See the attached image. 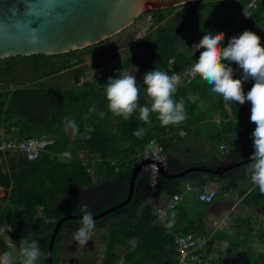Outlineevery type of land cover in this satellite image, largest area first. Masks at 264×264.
Returning <instances> with one entry per match:
<instances>
[{"label":"trees","instance_id":"1","mask_svg":"<svg viewBox=\"0 0 264 264\" xmlns=\"http://www.w3.org/2000/svg\"><path fill=\"white\" fill-rule=\"evenodd\" d=\"M175 10L179 11L169 16V12ZM246 13L248 17L228 40H224V47L231 37L238 36L245 30L255 32L264 26V0H193L188 5L148 11L144 14H149L152 19L149 32L116 66L106 70L101 77L85 83L80 82L86 72L83 57L93 54L97 44L61 55L0 60V78L14 76L16 69L22 64L33 68L29 85L13 88H9L10 84L7 82L0 85V138L45 137L53 142L46 146L45 152L36 161H28L19 154L14 157L0 152V186L7 199V207L0 208V228L15 223L16 227L9 235L19 244L23 239H45L44 258L39 259L37 264H47L48 243L61 218L82 215L81 207L86 205L88 208L90 201L97 204L95 210L91 211L94 215L127 199L133 167L149 158L145 151L152 139H158L162 145L169 160V171L184 167L175 162L169 152L174 147L170 138L177 139L180 131L199 134L204 128H208L213 131L210 140L217 146L221 141L228 143V137L232 135L230 137L236 138L241 148L234 147L229 152H222V160L247 152L252 145L251 133L255 126L250 121V102L243 105L225 102L222 96L212 93L210 86L199 76L178 86L174 98L177 101L184 99L187 113V119L178 125L161 126L155 113L150 114V125L139 119L138 112L127 120L114 116L108 111L105 98V84L109 77L115 78L119 70L136 69L144 76L154 68L167 71L169 75L191 68L200 54L192 53V45L209 31L225 34ZM205 19L209 22L204 23ZM1 64L4 66L1 67ZM230 66L234 69L233 78L243 80V70L234 62ZM65 70L73 74L75 83L56 86L46 82ZM143 76L137 81L141 89V106L150 104L144 92ZM253 83L250 79L244 82L245 94ZM189 95L197 97L195 102L188 99ZM93 105L96 112L89 111ZM100 112L105 113L103 118L100 117ZM66 116L75 120L79 128L77 134L73 135L72 130L64 123ZM215 116L220 118V128L214 123ZM139 128L146 129L142 138L134 135ZM84 134L87 135V153L98 157L96 182L90 177L91 164L77 157L74 147L76 139ZM63 153L71 154L70 163H63L58 158ZM7 156L10 157L6 162ZM219 162L220 160L216 161L217 164ZM201 164L199 162L195 165ZM249 165L240 168L238 175L225 177L207 175L203 178L200 174H187L184 178L171 180L158 176L154 187L149 185L147 172L140 174L136 182L139 193L137 195L136 192L133 202L127 208L96 223L97 229L105 225L108 228L107 233L102 236L100 264H119L120 261L124 264H178L179 251L174 243L176 234L209 232L204 216L217 206L228 207L230 202H220V196L241 189V182L250 179ZM187 181L192 182L194 189L212 182H222V190L209 203L199 202L197 196L185 195L166 218L156 220L153 202L164 193L181 195L182 183ZM103 182L114 184L103 189L94 200L83 195L82 191ZM251 187L244 190L243 197L257 214L264 217V194L258 188ZM73 193H79V201L70 199ZM233 206L231 204L230 209ZM78 226L79 222L76 221H67L62 226L54 247L53 264H59L57 255L62 234L65 231L73 232ZM229 230H234L238 237L224 247L230 256L216 259L215 248L221 250V240L227 237L221 232ZM255 237L264 246V226L254 229L250 217L226 225L223 230L214 229L208 244V255L202 264H264V250L253 256L245 249ZM0 241L3 242L1 237ZM120 249L125 251L123 256L119 253ZM15 256L18 258L16 263L19 264V257Z\"/></svg>","mask_w":264,"mask_h":264},{"label":"clouds","instance_id":"2","mask_svg":"<svg viewBox=\"0 0 264 264\" xmlns=\"http://www.w3.org/2000/svg\"><path fill=\"white\" fill-rule=\"evenodd\" d=\"M224 40L223 32L209 31L198 43L193 44L192 53L200 54L187 74L199 76L210 86V91L222 96L225 102L239 105L250 102V121L255 129L251 133L254 150L249 157L251 163L248 173L252 185L264 194V46L261 37L250 30L231 37L226 47L223 46ZM233 62L243 70V80L233 78L234 69L230 66ZM249 79L254 83L245 94L243 84ZM142 81L144 92L150 100V104L144 106L139 103L141 89L135 74L119 70L115 78L109 77L105 84L108 111L125 120L138 111L139 119L149 125L150 114L155 113L161 126L165 127L178 125L187 119L184 99L177 101L174 98L181 83L180 76L154 68L144 74ZM188 99L195 102L197 97L189 95ZM89 111L96 112L95 105ZM99 115L103 118L105 113L100 112ZM64 123L73 135L78 133L79 128L74 119L66 116ZM145 134V128H139L134 133L137 138ZM81 213L79 226L73 231L72 238L77 244L86 246L96 221L86 205L81 207ZM41 254L38 241L23 239L20 242L19 264H37ZM17 259L10 251L0 254V264H16Z\"/></svg>","mask_w":264,"mask_h":264},{"label":"water","instance_id":"3","mask_svg":"<svg viewBox=\"0 0 264 264\" xmlns=\"http://www.w3.org/2000/svg\"><path fill=\"white\" fill-rule=\"evenodd\" d=\"M193 0H0V60L37 55L53 56L78 51L105 41L135 23L144 13L189 3ZM251 149L245 158L221 161L214 166H189L159 170L165 179H181L187 174L225 177L231 170L250 164ZM152 163L144 159L133 167L127 199L93 217L96 221L127 208L136 195L140 174ZM81 215L61 218L51 235L47 264H53L57 237L67 221L79 222ZM101 226V223H99Z\"/></svg>","mask_w":264,"mask_h":264},{"label":"rangeland","instance_id":"4","mask_svg":"<svg viewBox=\"0 0 264 264\" xmlns=\"http://www.w3.org/2000/svg\"><path fill=\"white\" fill-rule=\"evenodd\" d=\"M207 1V0H202ZM189 3H186L185 5H188ZM179 11V10H178ZM170 11L169 16L175 15L177 12ZM248 17L247 13L244 14L235 24L225 33V40H228L230 36L237 30L244 20ZM209 21L205 19L204 23H208ZM152 25V19L149 14H143L141 15L134 24L129 26L127 29H124L119 34L107 39L106 41H102L101 43L97 44L94 47L93 54H87L83 57V65L84 68H86V72L84 76H82V79L80 80L81 83H85L88 81H92L96 78H98V71L97 69L100 67L105 66L107 69L113 68L118 64L120 61L123 60V58L134 48L136 44L143 38V36L149 32V28ZM255 33L261 37V44L264 46V26H262L260 29L256 30ZM198 43V42H197ZM187 50L186 48H184ZM112 60V61H111ZM96 64H100V66L96 67ZM4 64H1V67H3ZM32 66L28 64H22V66L18 69H16V73L14 76L6 77L3 76L0 78V85L7 82L10 84L9 88H13L15 86H26L31 83L32 78ZM127 72H131L136 75L137 81L140 80V78L143 76V73L136 69L127 70ZM46 82L50 85H56V86H68L73 83H75V79L73 74L70 73V71L65 70V72H60L56 75H53L50 79L46 80ZM208 137L207 135H203V137ZM199 137V138H203ZM86 138L87 135L84 134L76 139V143L74 144L75 150L77 152V157L89 162L92 164V174L94 175V181L97 179L96 173L99 171V163H98V157L91 156L87 153L86 149ZM199 141L195 140V143H198ZM228 143H229V150L232 148L238 146V142L236 138L228 137ZM197 145V144H195ZM194 149L200 150V145H197L194 147ZM171 151V150H170ZM169 151V152H170ZM185 151V149H184ZM189 150L186 151L188 153ZM227 152V153H228ZM202 157H206V153H200ZM212 154H216L217 156H221V151L219 150L218 146L215 145V149L213 150ZM11 156L17 157L18 154H10ZM63 155V154H62ZM62 155L58 156L60 158ZM66 155V154H65ZM65 155H63L61 158H63ZM185 155V154H184ZM67 160L71 161V155L68 153L66 155ZM7 156L5 157V161L8 160ZM60 158V160H62ZM222 182H212L209 184V186L216 188L218 190V193L222 190ZM241 189L233 191L232 193H227V195L220 196V202H230L227 208L223 207H216L214 211H212L210 214H207L204 216L206 221H209V229L214 230L216 227L221 223V221L224 220V222L219 227L220 230H223L226 225L229 224H235L240 220L241 218H248L250 217L252 219V225L253 228L256 229L258 227L264 226V217L262 215L257 214L253 207L247 204L246 199L243 197L245 195L244 190L248 188L247 181L241 182ZM243 187V188H242ZM93 188V187H92ZM83 192V191H82ZM87 192V189L84 190L83 195ZM195 190H192L190 192L189 197L192 195H195ZM4 195V189L0 186V208L7 207V199L3 196ZM79 193H76V197ZM188 195V193H187ZM71 198L73 195L70 196ZM219 199V197H218ZM234 204L233 208L230 209V205ZM16 227V224H9L4 228H0V237L2 238V241H0V254H2L5 251H10L13 254L17 255L19 257V247L20 244L13 239H11L9 233L10 230H13ZM107 226H103V228H95L92 232L91 239L88 242V244L83 247L81 245H77V243L72 238V231L68 232L65 231L63 234L69 235L67 243L70 244V247H67L66 250L60 249L58 251V262L59 264H100L101 258H102V236L107 233ZM225 232V231H224ZM222 235H227V237H224L222 241V247L221 250L218 248H215V255L216 259L219 257H228L230 256L229 253L226 252V247L230 241H233L234 239L238 238L234 230H229L225 233L221 232ZM65 236L63 239H65ZM38 241L40 248H41V256L39 259L44 258V244L45 239L36 240ZM247 251H249L253 256L258 255L260 252L264 250V246L256 239V237L249 241V246L245 248ZM243 250V249H242ZM119 253L123 256L125 254L124 250H119ZM71 260V262H70ZM39 261V260H38ZM37 261V262H38ZM17 264V263H16ZM119 264H124L123 261H120Z\"/></svg>","mask_w":264,"mask_h":264},{"label":"built area","instance_id":"5","mask_svg":"<svg viewBox=\"0 0 264 264\" xmlns=\"http://www.w3.org/2000/svg\"><path fill=\"white\" fill-rule=\"evenodd\" d=\"M253 4L250 5L252 7ZM108 70L105 66L97 69L101 77L105 71ZM191 70H184L178 74L181 77V81H189L193 77L188 75ZM138 112V111H137ZM139 113V112H138ZM255 129V126L253 127ZM1 137V131H0ZM45 137L41 139L35 138H0V152L5 154H19L28 161L38 160L42 153L45 152L46 146L52 144ZM222 152L227 150L226 145L220 147ZM62 155V154H61ZM64 155V154H63ZM62 155V156H63ZM145 155L149 156L152 163L146 168V172L149 174V185L154 187L157 184V177L159 176V170L168 169V157L163 152V147L158 139H152L145 151ZM52 157L55 156L52 154ZM63 158H66L64 156ZM118 171V169H116ZM251 189H256L252 185ZM217 190L209 185L201 188L199 195L197 196L199 202L209 203L216 196ZM181 202L180 195H173L170 197L168 203L156 210L157 220L164 219L168 213L174 210L177 205ZM4 228V227H2ZM11 231V230H10ZM211 239V235L204 233L199 235L192 234H179L174 237V243L176 250L179 251V262L178 264H202L205 257L208 255V244Z\"/></svg>","mask_w":264,"mask_h":264},{"label":"crops","instance_id":"6","mask_svg":"<svg viewBox=\"0 0 264 264\" xmlns=\"http://www.w3.org/2000/svg\"><path fill=\"white\" fill-rule=\"evenodd\" d=\"M187 70V69H186ZM179 74V73H178ZM178 74H175V75H178ZM184 81H181L180 84H182ZM214 123L216 125L217 128H220L221 127V122H220V118L218 116H215L214 117ZM241 132H244V131H241ZM213 131L208 129V128H204L201 132H199V134H194V133H191V134H186V132L184 131H180L178 132V138L177 139H173V138H170L172 139L171 141V144L174 145V147L171 149L170 151V157L177 163H180V164H183L184 167H178L177 169L179 168H187L189 166H197L195 164L199 163V162H202L201 165H205V166H214L216 165V161L220 160L221 161H230V160H234L233 158H235L238 162H240L239 160H243L245 158V155L247 152H243L241 153L240 155H233L229 160H222L220 158V156H217L216 154H212L213 150L215 149V145L211 142L210 138H211V135H212ZM203 135H207L208 137H203ZM232 136V135H230ZM229 136V137H230ZM199 137H203V138H199ZM231 138H234V137H231ZM195 140L199 141L198 143H195ZM200 145V150L199 149H194L195 146L197 145ZM222 145H228L227 147V150L229 149V144L226 142V141H221L218 145V148L220 150V147ZM236 148L240 149L241 146H236ZM185 149V151H184ZM251 149V147H250ZM250 149H248L247 151H250ZM188 151V153H186V151ZM221 151V150H220ZM200 153H206V157H202V155ZM64 155L68 154V153H63ZM70 154V153H69ZM185 154V155H184ZM221 154L222 151H221ZM65 155V156H66ZM71 155V154H70ZM241 156V157H240ZM62 157V156H61ZM60 157V158H61ZM67 157V156H66ZM239 157V158H238ZM71 160H72V156L70 157ZM62 162L63 163H70L71 161H68L67 158H61ZM81 159V158H80ZM83 160V159H82ZM85 161V160H84ZM86 162V161H85ZM219 162V163H220ZM218 163V164H219ZM91 164V163H90ZM199 165V166H201ZM249 165V164H248ZM247 165V166H248ZM92 166V164H91ZM246 167V166H244ZM244 167H239V168H244ZM237 169V168H236ZM236 169H233L235 171H237ZM173 170H176V169H173ZM231 170V171H233ZM239 171V170H238ZM238 175V172L236 173ZM235 175V174H234ZM226 176H229V173L226 175ZM90 177L92 178V181L93 182H96V180L94 181V175L91 173L90 174ZM244 181H247V184L248 186H252V183H251V180L250 179H247V180H244ZM243 182V181H242ZM113 182H103L99 185H96L94 186L93 188H89L87 189V192L85 193L86 196H88L89 198L91 199H95L99 193L105 189L106 187L107 188H110L113 186ZM182 186L183 187L181 188L182 192H181V201H182V198L183 196H189L190 195V192L192 190H195V195L193 196H198L199 195V192L201 190V188L199 189H194L193 188V185H192V182H185V183H182ZM212 186V185H211ZM213 188V187H212ZM216 189V188H215ZM180 190V191H181ZM217 190V189H216ZM84 192V191H83ZM82 192V193H83ZM137 192V195L139 193V189L137 188L136 190ZM188 193V195H187ZM217 193H218V190H217ZM79 196V195H78ZM136 196V195H135ZM73 197H76V193H73ZM170 197H171V193H164V195H160L154 202H153V209H154V214H155V217H156V220H157V216H156V210L165 206L168 201L170 200ZM192 197V195L190 196ZM79 197H76V198H71V200H74L75 202L79 201ZM198 199V198H197ZM91 204H89L88 206V210L91 212L93 210H95V208L97 207V204L94 202V201H90ZM105 203V202H103ZM203 203V202H202ZM91 205V206H90ZM173 211V210H172ZM171 212V211H170ZM169 212V213H170ZM168 213V214H169ZM166 218V217H165ZM205 219V218H204ZM163 220V219H162ZM206 221V220H205ZM209 221H206V223H208ZM224 222L221 221L220 224H222ZM218 225L216 228H219L221 227V225ZM209 225V224H208ZM214 230H211L209 229V232H207V234H210L212 236V232ZM189 234H192V233H189ZM200 234V233H199ZM199 234H192V235H199ZM201 234H204V233H201ZM176 235H179V234H176Z\"/></svg>","mask_w":264,"mask_h":264},{"label":"flooded vegetation","instance_id":"7","mask_svg":"<svg viewBox=\"0 0 264 264\" xmlns=\"http://www.w3.org/2000/svg\"><path fill=\"white\" fill-rule=\"evenodd\" d=\"M248 153H249V151H247L246 155H247ZM240 157H241V156H240ZM238 158H239V157H238ZM233 159H235V158H233ZM239 161H241V160H239ZM239 169H240V168H237V169H236L237 171H235V170L230 171V172H229V175H234V174H236V173L238 172ZM68 232H70V231H68ZM64 236H65V235L62 234V238H61V240H60V242H59V248H60V249H63V250H66V248H67V247H70L71 245L67 243L68 238H69V237H68L69 235H66V236H65V239H63ZM77 245H79V244H77ZM83 247H85V246H83ZM57 258H58V255H57ZM70 262H71V260H70Z\"/></svg>","mask_w":264,"mask_h":264}]
</instances>
